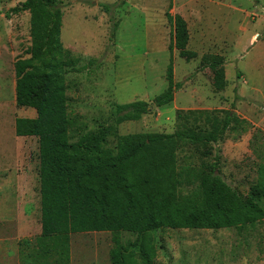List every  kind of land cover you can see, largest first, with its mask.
Returning <instances> with one entry per match:
<instances>
[{"label":"rangeland","instance_id":"1","mask_svg":"<svg viewBox=\"0 0 264 264\" xmlns=\"http://www.w3.org/2000/svg\"><path fill=\"white\" fill-rule=\"evenodd\" d=\"M25 1L0 0V264H26L20 243L41 234L38 139L15 134L17 118L36 116L16 105L14 65L29 57L32 39L31 15L12 9ZM62 1L71 141L111 125L115 131L107 146L115 150L119 136L206 131L212 118L231 114L235 119L218 144L180 148V194H197L200 177L218 157L225 180L247 195L264 163V137L252 145L257 131L264 134V0ZM169 11L187 22L188 49L196 59L186 61L170 49ZM213 56L225 60L227 86L219 92L207 60ZM171 60L174 80L182 85L174 101L153 107L138 121L114 124L118 105L151 104L166 91ZM154 236L155 264H264V221L240 229L159 230ZM122 239L133 237L122 234ZM112 247L111 233L73 234L70 264H110Z\"/></svg>","mask_w":264,"mask_h":264},{"label":"trees","instance_id":"2","mask_svg":"<svg viewBox=\"0 0 264 264\" xmlns=\"http://www.w3.org/2000/svg\"><path fill=\"white\" fill-rule=\"evenodd\" d=\"M63 6L62 0H26L12 9L15 14L31 15L29 57L14 65L16 105L36 112L34 118L15 120V134L37 138L40 159L41 234L21 241L20 247L27 251L23 263L70 264L71 235L108 232L113 235L110 264H155L156 231L240 229L264 221V163L247 195L225 180L218 157L200 177L197 194H180V148L184 143L218 144L235 119L231 114L222 120L212 118L206 131L119 136L115 150L107 146L115 131L111 125L71 141L61 42ZM103 8L108 12L112 5ZM166 17L173 27L170 49L186 61L196 59L197 53L188 49L185 19L170 11ZM207 60L214 71V89L223 91L227 86L224 58ZM167 80L168 88L151 104L118 105L113 123L138 121L153 107L171 104L182 86L174 80L173 60ZM262 136L257 131L252 145ZM122 234L133 239L124 242Z\"/></svg>","mask_w":264,"mask_h":264},{"label":"crops","instance_id":"3","mask_svg":"<svg viewBox=\"0 0 264 264\" xmlns=\"http://www.w3.org/2000/svg\"><path fill=\"white\" fill-rule=\"evenodd\" d=\"M256 35H257V34H255V35L252 36L250 43H252V42L255 40ZM252 40H253V41H252ZM226 78H227V77H226Z\"/></svg>","mask_w":264,"mask_h":264},{"label":"built area","instance_id":"4","mask_svg":"<svg viewBox=\"0 0 264 264\" xmlns=\"http://www.w3.org/2000/svg\"><path fill=\"white\" fill-rule=\"evenodd\" d=\"M256 36L258 37V35H256ZM257 37H255V39H256Z\"/></svg>","mask_w":264,"mask_h":264}]
</instances>
